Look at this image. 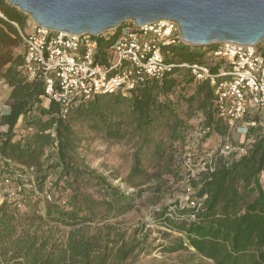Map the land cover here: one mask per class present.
Masks as SVG:
<instances>
[{
	"label": "trees",
	"instance_id": "trees-1",
	"mask_svg": "<svg viewBox=\"0 0 264 264\" xmlns=\"http://www.w3.org/2000/svg\"><path fill=\"white\" fill-rule=\"evenodd\" d=\"M26 21L17 8L0 0V80L11 90L10 112L0 113V188L20 195L18 200L6 195L0 204V264H128L134 246L120 247L116 260L110 259L114 241L109 236L105 241L78 229L62 240L52 228L118 219L146 193L153 195L152 206L161 205L169 184L185 178L183 153L193 128L204 132L202 144L230 137L215 87L184 66L206 65L214 47L171 48L166 62L175 67L163 79L147 80L128 94L100 93L73 102L63 115L58 103L44 104V82L29 83L20 70L23 54L14 51L22 41L12 23L24 30ZM117 35L99 38L101 63ZM221 68L226 65L210 71ZM246 122L255 125L241 145L245 154L218 150L198 157L203 168L195 176L188 171L186 205L175 201L158 215L163 227L179 235L161 253L194 251L213 264H264V124L259 115ZM90 135L132 150L130 171L122 182L133 192L113 187L109 177L91 169L86 146L94 140ZM45 193L53 200L44 199V215L25 213Z\"/></svg>",
	"mask_w": 264,
	"mask_h": 264
},
{
	"label": "built area",
	"instance_id": "built-area-1",
	"mask_svg": "<svg viewBox=\"0 0 264 264\" xmlns=\"http://www.w3.org/2000/svg\"><path fill=\"white\" fill-rule=\"evenodd\" d=\"M12 24L18 29L24 48L20 68L23 76L29 83L43 81L44 104L58 103L63 115L73 102L88 101L100 93L128 94L147 80L163 79L175 67L166 62L168 51L187 46L173 21L145 26L128 21L115 31L117 38L106 52V62L101 63L99 38H107L109 32L101 36L74 35L39 27L33 21L30 30ZM206 60V65L184 66L197 80H208L215 87L217 107L230 130L244 121L252 109H264L263 44L220 43L207 54ZM221 63L226 65V70L210 71ZM254 125L246 122V128ZM228 139L221 153L245 154L242 146H234ZM5 192L10 199L20 198L12 189ZM42 198L53 200L48 193Z\"/></svg>",
	"mask_w": 264,
	"mask_h": 264
},
{
	"label": "water",
	"instance_id": "water-1",
	"mask_svg": "<svg viewBox=\"0 0 264 264\" xmlns=\"http://www.w3.org/2000/svg\"><path fill=\"white\" fill-rule=\"evenodd\" d=\"M39 27L101 36L128 22L177 23L189 47L264 41V0H5Z\"/></svg>",
	"mask_w": 264,
	"mask_h": 264
},
{
	"label": "rangeland",
	"instance_id": "rangeland-1",
	"mask_svg": "<svg viewBox=\"0 0 264 264\" xmlns=\"http://www.w3.org/2000/svg\"><path fill=\"white\" fill-rule=\"evenodd\" d=\"M31 27V18L27 17L24 30H30ZM112 32H115V30L109 31V33ZM263 43L264 41L260 44ZM14 54H24L23 45L20 49H15ZM1 82L2 80H0V87H2ZM258 115L262 118L261 124L263 125L264 109H252L248 118L238 122L230 130L229 142L234 146L243 145L247 141L248 128H246V121ZM201 132L200 127H195L189 133L186 145L187 150L183 153L185 157V178L178 183L171 182L169 184L171 190L167 192V197H165L161 205L152 206L149 200L153 198V195L152 193H146L143 198L134 204L133 210L123 217L100 224H83L76 227H66L59 224L52 228L55 238L64 240L78 229H83L88 236H101L105 241L109 236L114 241L113 244H110V254H112L110 259L114 257L116 260L120 247L129 248L134 246L133 253L126 260L128 264H213L211 261L196 255L194 251L177 254L161 253V247L167 244L168 241L179 237V235L163 227L158 215L164 207H169L175 201H179L181 205H186L188 198L185 194L186 187L184 185L188 181V171H190L192 176H195L194 174L203 168V161L198 159V157H204L208 151L210 153L220 151L224 146L223 142L225 140L223 141L219 137L209 139L202 144L204 134ZM90 137H94V140L90 144H86V146L89 148L87 151V162L91 169H97L99 173H104L105 176L109 177L113 187L120 188L128 193L133 192L134 189L127 188L126 184L122 182L130 171L132 150L125 146L119 147L104 144L97 135H90ZM6 190L0 188V204L6 197ZM34 201L36 204L24 209L25 213L30 214L37 211L39 214L44 215V199L38 197ZM47 229L46 227L44 231H47Z\"/></svg>",
	"mask_w": 264,
	"mask_h": 264
},
{
	"label": "crops",
	"instance_id": "crops-1",
	"mask_svg": "<svg viewBox=\"0 0 264 264\" xmlns=\"http://www.w3.org/2000/svg\"><path fill=\"white\" fill-rule=\"evenodd\" d=\"M263 46H264V43H263ZM1 83H2V87H0V113L8 114L10 110H9V107L7 106V101L9 99L11 90L5 84L3 80ZM20 126H21V121L19 124V132H22Z\"/></svg>",
	"mask_w": 264,
	"mask_h": 264
}]
</instances>
